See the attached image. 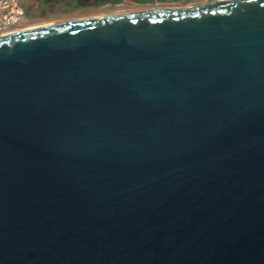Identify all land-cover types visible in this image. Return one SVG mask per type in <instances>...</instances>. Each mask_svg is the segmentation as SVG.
Masks as SVG:
<instances>
[{"label": "water", "instance_id": "1", "mask_svg": "<svg viewBox=\"0 0 264 264\" xmlns=\"http://www.w3.org/2000/svg\"><path fill=\"white\" fill-rule=\"evenodd\" d=\"M0 264H264V0L0 36Z\"/></svg>", "mask_w": 264, "mask_h": 264}, {"label": "rangeland", "instance_id": "2", "mask_svg": "<svg viewBox=\"0 0 264 264\" xmlns=\"http://www.w3.org/2000/svg\"><path fill=\"white\" fill-rule=\"evenodd\" d=\"M96 2V0H21V5L26 7L28 12L38 5L42 6L43 16L39 18V22L51 21L55 22L54 24L77 19L96 18L98 15V17H103V14L114 16L113 14L136 13V11H142L144 8L153 9L147 4H134L131 0H124L117 5L101 4L96 6L94 5ZM183 3L178 6H182Z\"/></svg>", "mask_w": 264, "mask_h": 264}, {"label": "built area", "instance_id": "3", "mask_svg": "<svg viewBox=\"0 0 264 264\" xmlns=\"http://www.w3.org/2000/svg\"><path fill=\"white\" fill-rule=\"evenodd\" d=\"M215 1L231 2L234 0H185L182 6L164 4L153 8H194L204 6ZM39 20L30 16L21 0H0V36L9 35L35 27Z\"/></svg>", "mask_w": 264, "mask_h": 264}, {"label": "flooded vegetation", "instance_id": "4", "mask_svg": "<svg viewBox=\"0 0 264 264\" xmlns=\"http://www.w3.org/2000/svg\"><path fill=\"white\" fill-rule=\"evenodd\" d=\"M74 1V0H73ZM133 2V1H132ZM70 3H72V2H70ZM75 3V2H74ZM134 3V2H133ZM180 2H174V1H161V0H152V2H150L149 4H147V5H149L150 7H154L155 5H164V4H171V5H178ZM105 5L106 4H109V5H117V4H112V3H104ZM119 4H121V3H119ZM134 4H136V3H134ZM72 5H74V4H72ZM142 5V4H141ZM42 9H43V7L42 6H40V5H38V7H36V8H34V9H31L30 11H29V14H30V16L32 17V18H34V19H37V20H39V18H42V16H43V14H42ZM149 11V10H148ZM57 24V23H56Z\"/></svg>", "mask_w": 264, "mask_h": 264}, {"label": "trees", "instance_id": "5", "mask_svg": "<svg viewBox=\"0 0 264 264\" xmlns=\"http://www.w3.org/2000/svg\"><path fill=\"white\" fill-rule=\"evenodd\" d=\"M96 1L97 2L94 5L98 6L104 3L119 4L124 0H96ZM131 1H133L136 4H149L150 2H152V0H131ZM161 1L163 2V1H170V0H161ZM171 1L176 2V0H171Z\"/></svg>", "mask_w": 264, "mask_h": 264}, {"label": "bare ground", "instance_id": "6", "mask_svg": "<svg viewBox=\"0 0 264 264\" xmlns=\"http://www.w3.org/2000/svg\"><path fill=\"white\" fill-rule=\"evenodd\" d=\"M150 10H152L151 8H150ZM145 11H148L147 10V8H144L142 11H136V13H138V12H145ZM130 14H132V13H130ZM114 16H117V15H115V14H113ZM122 15H126V14H122ZM99 16V15H98ZM96 17V18H100V17ZM101 16V15H100ZM103 17H108V16H106V15H102ZM95 18V17H94ZM87 19H90V18H87ZM77 20H79V19H77ZM55 22H38V23H36V25H35V27H33V28H40V27H45V26H51V25H53ZM33 28H31V29H33Z\"/></svg>", "mask_w": 264, "mask_h": 264}, {"label": "crops", "instance_id": "7", "mask_svg": "<svg viewBox=\"0 0 264 264\" xmlns=\"http://www.w3.org/2000/svg\"><path fill=\"white\" fill-rule=\"evenodd\" d=\"M185 0H176V2H180V3H182V2H184Z\"/></svg>", "mask_w": 264, "mask_h": 264}]
</instances>
